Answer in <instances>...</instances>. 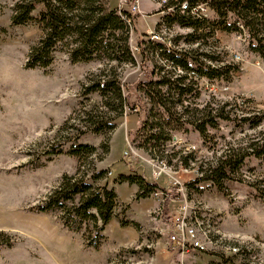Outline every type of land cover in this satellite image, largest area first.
I'll list each match as a JSON object with an SVG mask.
<instances>
[{"label": "rangeland", "instance_id": "obj_1", "mask_svg": "<svg viewBox=\"0 0 264 264\" xmlns=\"http://www.w3.org/2000/svg\"><path fill=\"white\" fill-rule=\"evenodd\" d=\"M16 1L0 0V264H264V198L257 193L264 192V155L248 157L234 178L224 182V191L206 187L204 182L199 184V192L187 187L198 176L196 168L201 161L214 162L226 146L247 145L253 141L252 137L264 132V58L248 49V35L217 31V42L210 49L184 43L182 39L178 41L179 49L190 51L196 57L201 51H214L220 59L219 65L239 66L238 71L230 73L228 82L195 80L197 96L187 101L189 109L207 105L215 108L224 102L234 105L236 102V107L229 111L232 121H220L214 128H207L204 136L190 126H183L172 133V141L165 146L168 172L184 186L187 199L216 213L212 215L218 245L181 258L168 245L163 230L167 218L182 199L180 193L173 194L169 175L157 178L166 189L172 190L169 195L173 200L167 204V210L162 207V199L151 195L137 197L134 185L115 184L120 172L143 177L151 173V158L144 146L138 147V140L137 146H133L139 156L125 158L122 152L126 147L125 136L130 141L131 132L141 121L150 119V100L134 85L145 79L146 70L155 63L149 60L142 67L140 55L136 54V65L123 64L117 68L124 93L131 101H139L140 96L147 109L139 107L136 111L125 107L123 115L112 118L114 112H108L98 94H83V84L115 63L96 60L73 63L59 49L49 67L26 68L29 48L43 33L33 22L11 24L12 6ZM140 1L150 6L142 8L143 13H133L134 41L143 38L145 29H154L163 15L154 10L160 8V0ZM104 2L111 7L122 5L124 9L130 4V0ZM207 15L212 16V12L208 10ZM188 31L173 25L165 34V42L174 44V39ZM234 54L240 60L233 59ZM240 97L244 103L238 102ZM86 111L112 119L115 127L122 125L112 131L94 133L84 122ZM242 116L261 119V123L256 127L241 125ZM108 137L109 154L99 160L100 146ZM78 143L96 147L90 162L80 167L78 158L68 151ZM55 149L61 152L50 153ZM178 151L181 152L177 154ZM187 153H192L195 159L189 160V167H184L178 159ZM102 169L106 170L103 177L92 181L90 174ZM79 170L86 182L115 189L120 203L115 213L129 222L122 226L113 217L101 232L104 238L96 249L86 246L81 231L64 228L57 213L30 210L58 186L63 175H75ZM126 205L127 209L122 212ZM132 222H137L139 227ZM228 244L235 245L239 251L229 253L225 249Z\"/></svg>", "mask_w": 264, "mask_h": 264}, {"label": "trees", "instance_id": "obj_2", "mask_svg": "<svg viewBox=\"0 0 264 264\" xmlns=\"http://www.w3.org/2000/svg\"><path fill=\"white\" fill-rule=\"evenodd\" d=\"M184 0H169L156 12L167 6L178 5ZM190 6L205 3L212 16L195 17L189 10L181 12L178 8L169 13H163L157 24L167 27L173 25L187 28L189 31L174 39V47H165L161 42L147 38L137 40L140 48V65L144 67L147 61L154 62L153 68H148L145 79L134 85L139 91L145 92L151 103L150 119L141 121L139 127L131 132L130 143L138 147L144 146L151 158L164 159L165 146L172 141V133L180 131L184 126H190L200 135L206 134L207 128H214L220 121H232L229 111L236 107L234 103L224 102L212 108L207 105L201 109H189L188 100L197 96L194 93L195 80H230V73L239 70L237 65H219L220 60L214 51L200 52L198 57L190 51L179 49L178 41L182 39L187 44L207 46L215 45L217 31L242 33L241 24L248 35V49L264 58V0H187ZM127 13L123 7L107 6L104 0H18L12 6L10 21L12 25L36 23L42 30V36L30 46L26 68L49 67L57 50L63 49L69 60L76 62L108 61L115 64L106 66L94 78H88L83 84V94L96 93L102 100L108 112H114V117L123 115L125 107L146 110L147 105L138 96L139 101H131L124 93L117 68L123 64L136 65L137 60L132 54L129 44V25L122 18ZM135 16L132 15V26ZM167 62H160V59ZM157 68V69H156ZM181 69L179 72L177 69ZM196 78V79H195ZM190 79V80H189ZM189 80V81H187ZM243 97L238 102L244 103ZM189 102V101H188ZM230 106V109H226ZM84 122L88 130L94 133H104L115 128L110 118L86 111ZM188 115L187 117H184ZM241 125L259 126L261 119L240 117ZM264 132L252 137L247 145H229L214 162L201 161L196 170L198 176L187 187L200 191L199 184L204 182L208 187L214 186L224 191V182L234 178L243 167L248 157L264 155ZM102 154L97 159H103L109 153V137L101 144ZM69 153L78 158V167L90 162L96 154V147L87 143H78L68 149ZM61 150L50 151L52 154ZM181 152V151H180ZM179 151L177 154L180 153ZM171 158V157H170ZM192 153L180 155V164L189 167V160H194ZM170 163V159L167 160ZM76 171L75 175H63L60 183L48 196L30 207L33 212L58 214L61 225L72 232H82L87 247L98 248L104 236L101 232L110 220L118 218L122 226L129 222L121 215H116L119 206L118 194L115 189L106 184L94 186L86 182L84 176ZM106 170L102 169L90 174L92 181L101 179ZM84 174V173H83ZM116 182H127L137 186V197H147L155 189L164 188L157 182H149L143 176L130 173L119 174ZM260 198L264 192L257 191ZM169 197L163 203L167 210ZM127 209V205L121 210ZM166 213V212H165ZM167 214V213H166ZM138 226L137 222H132ZM94 233V235H92ZM2 243H0V246Z\"/></svg>", "mask_w": 264, "mask_h": 264}, {"label": "built area", "instance_id": "obj_3", "mask_svg": "<svg viewBox=\"0 0 264 264\" xmlns=\"http://www.w3.org/2000/svg\"><path fill=\"white\" fill-rule=\"evenodd\" d=\"M126 1L128 0H122L123 3ZM138 1L139 0H130V4L126 9L127 13L122 15V18H124V20L129 25V44L131 52L134 56L140 52L139 45L137 41H134V37L132 36V15L138 11ZM168 1L169 0H160V7H162ZM175 8H178L181 12L189 10L190 13L195 17H207L208 8L205 3H197L196 5L190 6L187 0L180 1L178 5L167 6L164 10H161L160 13H169ZM238 26L242 29V33H237L238 36H245L246 32L244 31L242 25L238 24ZM169 31V27L160 23L159 25L156 24L154 29L150 27L147 28L145 31V36L150 40L161 42L165 45V47H174L170 42H165V34H167ZM233 59L240 60V56L238 54H234ZM165 61L167 62L165 58L162 60L160 59V62L162 63ZM256 65L260 66V63L256 62ZM177 70L181 72V69L178 68ZM174 139L178 140L177 137ZM125 140L127 141L126 149L123 152L125 158L139 156L136 148L130 143L127 136H125ZM176 141L175 144H177ZM178 143H181V141H178ZM150 165L152 166L151 174L154 178L157 179L165 174L169 175L171 184L173 185L172 190H175V193L173 192V194L175 195L180 193L182 196V199L177 204L175 211H173L172 214L167 218L168 223L163 229L166 231L168 245H170L171 248L181 258L191 252H205L217 246L218 241L215 238L217 230L213 221L214 216L212 215L216 213L213 212L208 206H201L200 204L195 203L193 200L187 199V191L184 190V186L181 184V182L175 178L173 174L168 172L169 167L164 159L151 158ZM205 186L208 187V184ZM162 187L164 188V191L161 189H155L150 195L156 199H162L163 207L165 199L169 197L170 202L173 200V197L172 195H169L172 190H168L164 186ZM225 249H227L229 253L239 251L238 247L231 244H228Z\"/></svg>", "mask_w": 264, "mask_h": 264}, {"label": "crops", "instance_id": "obj_4", "mask_svg": "<svg viewBox=\"0 0 264 264\" xmlns=\"http://www.w3.org/2000/svg\"><path fill=\"white\" fill-rule=\"evenodd\" d=\"M152 3V2H151ZM153 4V3H152ZM147 6H150L148 3H146L145 1H138V11L136 12L137 13V15L138 14H140V12L141 13H143V10H142V8L143 9H146V7ZM117 7H123L122 5L120 6H117ZM154 10L156 11V9L154 8ZM146 31V29L144 30V32ZM120 125H122V124H118V126H120ZM118 126H116L115 128H117ZM114 128V129H115ZM132 128V127H131ZM126 130H127V128H126ZM127 135V134H126ZM126 141V140H125ZM126 146H127V141H126ZM125 149H126V147H125ZM124 149V150H125ZM123 150V151H124ZM109 151H110V149H109ZM123 153V152H122ZM109 154V153H108ZM107 154V155H108ZM121 158H122V155H121ZM119 174H130V172H120ZM150 174V176H148V177H146V176H144V178L147 180V181H149V182H157L159 185H161V186H163L161 183H159V181L156 179V178H154L153 176H152V174L151 173H149ZM121 183H127V182H121ZM121 183H115L116 185L117 184H121ZM131 185H134L135 186V190H137V186L135 185V184H131Z\"/></svg>", "mask_w": 264, "mask_h": 264}]
</instances>
